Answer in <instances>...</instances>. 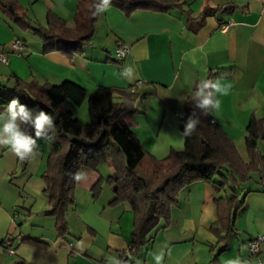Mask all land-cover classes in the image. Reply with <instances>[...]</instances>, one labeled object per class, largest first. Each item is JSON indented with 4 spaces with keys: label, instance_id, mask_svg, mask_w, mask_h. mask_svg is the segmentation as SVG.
<instances>
[{
    "label": "crops",
    "instance_id": "0c3cea01",
    "mask_svg": "<svg viewBox=\"0 0 264 264\" xmlns=\"http://www.w3.org/2000/svg\"><path fill=\"white\" fill-rule=\"evenodd\" d=\"M176 1L190 11L193 20L205 6L229 3L234 9L207 18L200 29L192 31L187 27V16L175 10L162 14L136 10L125 16L119 9L108 7L99 14L90 45L71 59L58 52L41 54L39 44L25 40L26 32L0 9V52L7 57V63L0 65V86L9 90L11 85L4 80L15 76L39 84L69 81L84 88L87 95L97 87L134 93L132 131L144 151L158 160L170 151L185 152L190 169L209 167V180L218 184L226 169L214 173L215 168L209 165L216 152L202 146L195 132L180 135L187 120L183 105L193 86L209 74L213 80L230 85L228 94L216 97L219 110L209 115L233 142L241 159L248 161L246 125L251 117H264V0ZM76 4L77 0H17L14 12L41 26L51 12L72 26ZM222 25L228 26L226 32L220 30ZM13 42L20 44L19 52L9 49ZM117 44L129 46V54L122 60L114 57ZM126 66L134 69L133 79L121 75ZM65 106L82 123L88 122L86 102L78 111ZM4 111L0 109V113ZM42 140H37L38 154L28 159L23 172H19V158L0 146V241L6 237L12 241L17 257L14 263L112 264L119 252L127 250L132 213L126 205H108L113 194L106 183L98 198L92 199V186L111 175L110 164L101 163L95 170L79 168L86 178L75 182L74 204L65 214L68 232L64 239L57 238L54 219L43 214L49 204L42 179L48 147ZM258 150L264 156V142L258 144ZM250 176L246 183L218 191L208 182L181 189L171 206L169 223L160 221L149 233L147 244L132 264H155L153 255L161 250L162 264H226L237 259L241 264H264V244L257 257L245 250L248 240L264 233V192L257 175ZM177 184L173 179L165 187L168 200H172ZM233 192L238 199L243 198V206L221 251L210 231L216 221L214 202ZM22 238L43 242L47 248H33L21 243ZM0 264L7 263L0 258Z\"/></svg>",
    "mask_w": 264,
    "mask_h": 264
},
{
    "label": "trees",
    "instance_id": "16d2710c",
    "mask_svg": "<svg viewBox=\"0 0 264 264\" xmlns=\"http://www.w3.org/2000/svg\"><path fill=\"white\" fill-rule=\"evenodd\" d=\"M97 2L77 0L72 26L51 12H47L43 26L31 24L24 14L14 12L17 0H0V9L10 14L18 29L31 31L38 37L43 54L58 52L71 59L81 55L83 49L90 45L99 17L92 15ZM109 7L119 9L125 16L136 10L161 14L175 10L187 16V27L192 31L200 29L207 18L234 9L229 3L216 8L205 6L198 19L193 20L190 11L184 10L176 0H111ZM206 79H213V75L209 74ZM197 84L183 105L185 117L192 111L191 95ZM13 98H18L30 109L43 110L54 117L55 131L51 133L53 139H44L48 155L42 179L45 183L43 193L49 204L43 214L54 219L57 238L64 239L67 235L65 214L74 204L76 181L73 174L82 166L95 170L101 163L110 164L111 175L105 181L97 180L91 188V195L96 200L102 184L106 183L113 194L108 205H126L130 209L132 231L127 249L133 259L147 244L149 233L159 222L165 225L169 223L171 206L176 202V195L181 189L197 182H208L218 191L227 186L246 183L251 179V174H256L264 192V156L258 150V144L264 142V117H251L246 125L244 141L248 161L244 162L233 142L213 124L209 113L200 115L201 122L195 133L202 146L216 152L215 160L209 165L215 168L212 169L214 173L226 169L225 176L219 177L220 183L215 184L209 180V167L189 168L185 152L170 151L165 158L158 160L144 151L132 131L135 126L134 103L137 99L134 93L97 87L87 95L84 88L69 81L50 85L14 78L9 90L0 86V109L6 110ZM84 102L87 106V123H82L65 106L68 104L77 108ZM28 131L31 132V129ZM27 162L19 159V172L25 171ZM173 179L178 184L172 200H168L163 191ZM243 201L233 192L231 196L214 202L216 221L210 231L221 245V251L233 234V219L242 208ZM21 243L40 250L47 248V244L29 238H22Z\"/></svg>",
    "mask_w": 264,
    "mask_h": 264
},
{
    "label": "clouds",
    "instance_id": "9594fccd",
    "mask_svg": "<svg viewBox=\"0 0 264 264\" xmlns=\"http://www.w3.org/2000/svg\"><path fill=\"white\" fill-rule=\"evenodd\" d=\"M111 5V0H98L94 5L92 15H99L107 10ZM121 75L125 78L135 77L134 69L126 66ZM230 85H224L220 80L205 79L200 81L191 95L192 111L188 115L184 124L181 137L191 136L200 124V115H206L210 111L219 110L220 101L217 95H226ZM199 111V115H198ZM31 129V132L28 129ZM55 131L54 117L43 110L30 109L26 104L20 102L18 98L9 101L7 109L0 113V146L7 148L21 160L34 158L37 153V140L53 139ZM86 178V173L78 170L73 174V179L80 182ZM155 264H162L164 251L153 255ZM112 264H122L119 260H113ZM226 264H241L237 260L227 261Z\"/></svg>",
    "mask_w": 264,
    "mask_h": 264
},
{
    "label": "built area",
    "instance_id": "2783aa9c",
    "mask_svg": "<svg viewBox=\"0 0 264 264\" xmlns=\"http://www.w3.org/2000/svg\"><path fill=\"white\" fill-rule=\"evenodd\" d=\"M228 29L227 25H222L220 27V30L222 32H226ZM9 49L13 52H19L21 50L20 44L13 42ZM129 54V46L125 44H117L114 49V57L117 60L124 59ZM7 63V57L6 54L3 52H0V65H4ZM264 244V233L257 234L248 242L246 243V253L251 257H257L260 253V247ZM12 241L6 237L0 241V249L2 248L6 255L8 256H14V249L12 247ZM68 247L71 248L72 245L68 244ZM118 260L122 262V264H132L133 258L131 254L129 253L128 249L121 251L118 253Z\"/></svg>",
    "mask_w": 264,
    "mask_h": 264
},
{
    "label": "rangeland",
    "instance_id": "374dc122",
    "mask_svg": "<svg viewBox=\"0 0 264 264\" xmlns=\"http://www.w3.org/2000/svg\"><path fill=\"white\" fill-rule=\"evenodd\" d=\"M23 36H26V37H24V39L25 40H28V41H32V42H34V44H39V50H40V53L41 54H43L42 53V45H41V43H38V42H40V40L38 39V37L35 35V34H33L31 31H28V32H26ZM36 41V42H35ZM14 78H17V77H12V76H10V77H7L5 80H4V83L5 84H8V83H10V85L12 86L13 85V79ZM19 79V78H18ZM22 80V79H21ZM87 107V106H86ZM79 108L80 107H77V108H74L75 109V111H78L79 110ZM80 113V112H79ZM86 113V112H85ZM43 142H44V139L42 140ZM103 181H105V180H103ZM13 247V246H12ZM15 247H13V249H14ZM0 258H1V262L2 263H7V264H13L14 263V261H16L17 260V257L16 256H8V255H6L5 254V252H4V250L1 248L0 249Z\"/></svg>",
    "mask_w": 264,
    "mask_h": 264
}]
</instances>
